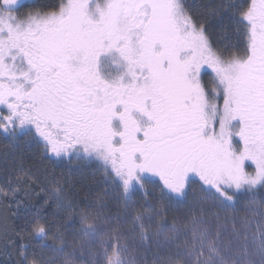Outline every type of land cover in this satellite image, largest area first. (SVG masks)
Masks as SVG:
<instances>
[{
    "label": "snow or ice",
    "instance_id": "snow-or-ice-1",
    "mask_svg": "<svg viewBox=\"0 0 264 264\" xmlns=\"http://www.w3.org/2000/svg\"><path fill=\"white\" fill-rule=\"evenodd\" d=\"M26 6L0 0V135L27 136L49 159L95 161L117 210L103 197L66 202L57 180L52 215L71 210V222L54 231L38 208L16 233L27 243L4 255L57 264L72 228L82 252L102 256L95 264H138L153 243L165 253L153 264H264V202L248 209L259 218L245 217L236 246L203 219L210 209L167 221L185 204L234 208L264 192V0L212 8L236 37L220 47L186 0Z\"/></svg>",
    "mask_w": 264,
    "mask_h": 264
},
{
    "label": "trees",
    "instance_id": "trees-1",
    "mask_svg": "<svg viewBox=\"0 0 264 264\" xmlns=\"http://www.w3.org/2000/svg\"><path fill=\"white\" fill-rule=\"evenodd\" d=\"M40 2L41 6L54 5L59 0H40ZM186 2L199 7V19L209 27L210 40L215 46L220 47L222 44L228 43L226 37L230 38L231 42H236V37L231 28L225 32L228 21L210 14L212 8L220 4L222 0H186ZM236 3L243 4L247 1L238 0ZM218 40L221 41L220 45L216 44ZM29 149L24 144L15 143L0 135V188L3 193L2 196H10V193L19 192L17 197H24L27 206L31 207L28 213L16 216L14 211L7 207L6 203L9 199H6V203H0V264H15L16 257L14 255L6 256L4 252L12 253L14 244L27 243V241H21L16 233L20 232L25 218L37 208L42 207L45 215L53 221L54 231L59 227L61 218L65 224L71 222V210L60 213L58 216L52 215L56 211V204L51 198L58 187L55 181L61 182L66 202L70 200L76 205L83 206L85 201L91 202L97 200V197H103L114 200L116 203L112 187L105 182L102 166L84 161L77 167L70 169V166L64 161L60 164L52 163L41 154V151L33 152ZM21 165L24 169L23 173L20 171ZM17 176H21V179L17 180ZM146 187H149V184ZM241 198L249 199L248 197ZM133 199L136 204L144 202L142 193L137 194ZM256 199L264 202V192H257ZM180 207L173 208L168 213L169 225L176 218V212ZM76 219L78 221L79 218L76 217ZM79 226L77 223L75 228L78 229ZM73 236L74 229L69 228L65 233L67 242L72 241ZM36 251L39 252L40 250L37 248ZM43 253L52 255L47 249Z\"/></svg>",
    "mask_w": 264,
    "mask_h": 264
},
{
    "label": "rangeland",
    "instance_id": "rangeland-1",
    "mask_svg": "<svg viewBox=\"0 0 264 264\" xmlns=\"http://www.w3.org/2000/svg\"><path fill=\"white\" fill-rule=\"evenodd\" d=\"M237 1L238 0H234V2ZM18 193L19 192H14V193H10V196L7 195L2 196L3 193L0 188V203L2 204L6 203V199H9L8 202L6 203L7 207L12 209L16 216H19V214L21 215L28 213V211L31 209L30 206H27V202L24 201L25 200L24 197L23 198L17 197ZM189 200L191 202L192 197ZM104 201L108 204V208L113 213L116 212L117 205L114 200H108L107 198H105ZM91 202L95 205H98L99 203L97 200ZM261 202L262 201L256 199L255 203H250V199L241 198L239 203H237L234 208L232 207L221 208V207H214L209 201L203 205H196L195 212H193L192 207H190L189 204H186L184 206H181L180 209L177 210L176 212L177 215L175 219L180 221L181 223H184L185 221L190 223L189 217L191 215H201L199 213L200 207H203L205 209H210L211 213H213L214 215H209L207 212H205L202 214L203 219L206 220L208 224L212 227L213 232L218 231L219 238L224 244H227L228 242L231 241L233 243V246H236L238 244H243L244 242L242 239L241 229L243 226L242 222L244 221L245 217L253 220V222L259 218L258 216L253 215L252 212L248 211V209L250 208L259 209ZM132 206L138 207L139 204L134 203ZM234 229L236 231H234ZM67 244L68 246L65 249V254L59 255L57 264H65L66 261H72L73 264H95V261L97 259H102V256H89L88 254L82 252L80 250L79 243H73V240L72 241L69 240ZM43 254L45 258L49 257V255L45 253ZM163 255H165V253L163 251L158 250L155 244L153 243L151 248L139 249V251L135 254V259L138 261V264H153L157 256H163Z\"/></svg>",
    "mask_w": 264,
    "mask_h": 264
},
{
    "label": "flooded vegetation",
    "instance_id": "flooded-vegetation-1",
    "mask_svg": "<svg viewBox=\"0 0 264 264\" xmlns=\"http://www.w3.org/2000/svg\"><path fill=\"white\" fill-rule=\"evenodd\" d=\"M22 3H25L27 6L25 8H22L20 11L23 13V12H27L29 9L33 8V7H40L41 6V2L40 0H21ZM13 142H18V143H21V144H24L26 146V148H30L29 150L33 151V152H38V151H41V145H37L35 143H31L29 142V138L27 136H20L17 140L13 141ZM50 162L52 163H55V164H60L62 161H64L65 163H67L69 166H70V169L71 168H75L78 166V164L86 161V162H89V163H94V164H97L95 161H87V160H76V159H73L71 161H69L68 159H64V160H55V159H49ZM154 179H157V178H154ZM152 185L149 184V187L148 188H151ZM85 202H88V201H85Z\"/></svg>",
    "mask_w": 264,
    "mask_h": 264
}]
</instances>
